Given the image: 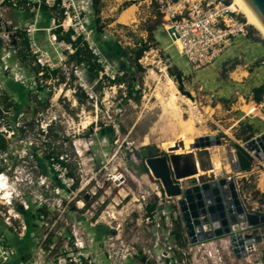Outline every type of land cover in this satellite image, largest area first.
I'll return each instance as SVG.
<instances>
[{"label":"rangeland","instance_id":"374dc122","mask_svg":"<svg viewBox=\"0 0 264 264\" xmlns=\"http://www.w3.org/2000/svg\"><path fill=\"white\" fill-rule=\"evenodd\" d=\"M224 1L230 9H234L237 19L246 25V38L261 45L264 51L263 37L253 26L247 24L244 16L233 6L232 0ZM138 3L139 0L134 5L137 7ZM124 6L122 7L125 8ZM124 10L126 9H117L113 17H109L107 9H99L98 14L93 9L91 28L96 30L100 40L106 41L103 35L111 40L105 53L109 58L100 50L103 59L110 62V57L115 52L127 53V69L123 68L126 71L121 76H116L121 78V82H111L110 78L100 74L102 68L96 61L93 67L97 71L95 77L89 74L85 63L78 64L70 58L73 50L71 52L66 49V43L62 40L57 39L61 46L55 52L52 51L44 30L51 17L62 19L58 9H39L36 13L25 7L22 1L16 7L0 5V69L2 71L4 67H10L0 75V133L7 145L5 152L0 153V172L6 176L9 187L6 193L12 194L14 210L22 213L30 225V215L22 212V204L26 203L34 209L37 204H45L49 209L46 217L49 225L53 226L52 231L61 229L60 236L51 232L47 243L55 244V252L59 253L61 250L65 260L73 261L76 258L77 250H73L69 238L73 239L72 233L78 231L84 240L88 241L91 236L94 238L90 250H98L97 258L101 264H141L136 263L133 257H121L126 254L125 248L134 247L139 251L143 247L151 248L152 245L151 234L140 222L147 212L141 206L143 201H146L147 206L154 203L159 205L154 193L160 183L145 170L144 160L155 150L163 151L167 156L174 155L161 147L174 140L169 128V116L160 107L163 104L155 96L159 94L163 98L169 97L167 80H171L177 89L176 78H171L168 72L169 68L175 66L171 59L166 73L162 70L158 57L164 59L168 54L153 38L149 39L147 34L154 27H160L162 19L156 9H146L142 4L139 9L133 7L131 10V14L135 12L137 21L117 22ZM9 22L10 26L7 24ZM34 27L41 29L34 33L35 46L29 39L30 33L33 37ZM157 35L158 41L162 43L164 38H161V33L158 32ZM258 40L263 43L257 42ZM144 44L146 49L137 62L141 66L138 69L133 55ZM164 45L177 51V47L169 39ZM158 49L157 54L155 51ZM19 52L25 58L24 63L17 57ZM45 53L52 59L45 64L39 63L38 58ZM242 55L240 58L222 55L221 60L215 64L219 68L220 78L216 80V86L213 85L215 81L206 83V80L195 79V72L206 69L207 66L195 71L191 69L187 76H182L184 89L191 93L195 101L194 104L185 101L177 90L176 103L181 110V117L191 120L195 128V134H187L185 138L188 140L190 137L195 139L217 135L221 144L216 148L192 150L190 153L177 155L174 171L178 176L193 172L196 161L200 172L199 180L206 181L208 177H213V173L209 171L212 170L215 157L225 162L230 160L229 146L234 149L247 142L250 137L264 136V119L255 111L249 113L252 96L249 98L250 95L243 88L238 94L230 92L237 82L229 75L235 71L236 65H246L245 70L262 81L260 77L264 75L261 73L264 69V52L262 56H256L254 61L245 59V55ZM46 63L57 71L50 80L45 78L48 75L44 70L47 68ZM114 65L116 68L124 66L122 61L120 64L114 62ZM37 66L43 67L39 73H35ZM9 71L12 74L10 76ZM236 73L239 74V71ZM130 86H133L132 90ZM19 87L25 96L22 108L17 111L14 103L15 99H20L15 90L20 89ZM47 144L59 153V159H64L68 171L74 175V189H66L65 183L59 181L60 176L57 177L56 170L48 167L44 172L43 166H40L36 155L41 158L47 154ZM223 172L224 170L215 175L222 173L225 176ZM242 183V190L251 193L253 200L258 201L259 205H264V193L257 187L259 185L263 189L260 171L256 168ZM4 197L7 198L8 194ZM84 200L87 202L86 206L78 208L80 201L85 202ZM59 203L62 208L58 207ZM162 203L164 214L170 215L168 206L172 207L173 204H167L165 200ZM110 206L116 207L117 212L123 209V213L116 216L115 221L98 220L106 207ZM118 225V231L112 230ZM181 229L182 239L176 245L184 248L187 241L184 238L185 231L182 227ZM109 234L111 239L108 241ZM91 255L94 257V252ZM174 256L179 264L211 262L210 258L206 260L201 253L194 257L192 253L183 256L175 251ZM222 256L225 264H264V244L258 246L249 260H233L226 250H223Z\"/></svg>","mask_w":264,"mask_h":264},{"label":"built area","instance_id":"2783aa9c","mask_svg":"<svg viewBox=\"0 0 264 264\" xmlns=\"http://www.w3.org/2000/svg\"><path fill=\"white\" fill-rule=\"evenodd\" d=\"M20 1L23 2L25 7L35 10L36 13H38L39 9L43 8L58 9L61 12L62 19L51 17L50 21L47 23V28H45V30L42 29L46 32L47 43L52 46L53 52H55L56 48L61 46V44L57 42L55 31L57 29H60L63 33L70 31L72 33V40L80 38L82 42L87 45L88 49L91 50V53L96 58V62L100 64L102 68V71L100 72L101 75H104L106 78H110L111 80L116 76H121L124 73L115 67L114 62H108L102 57L101 51L97 45V42L95 41L94 30L91 28V22L94 20L92 0H0V5L9 4L16 7L17 3ZM128 1L134 4L138 0ZM146 1L148 2V5L151 9H156L157 13L162 19L160 27L165 31L166 36L170 40L171 44L175 45L176 47L178 44L177 52L179 55L184 57L187 64L194 71L211 65L233 41L239 38H246L248 36V33L245 29L246 25L237 19L235 12L230 9V6H228L224 0ZM7 24L10 26V22ZM39 30L41 29H36L35 27L32 28L33 37L30 33L29 39L34 46V33ZM103 38H105L106 41L111 42V40L106 38L105 35H103ZM66 46V49L72 52L73 49L71 48V45L66 43ZM151 50L152 49H150V51ZM158 51L159 49L155 52L158 54ZM158 58L159 62L162 63V70L166 73V70L169 66L168 64L171 63V57L166 55L164 59L160 57ZM51 59L52 58L50 55L45 53L44 55H41L40 58H38V62L45 64V62H49ZM46 64V67L52 70L53 66L49 63ZM9 69V66L4 67L2 71L0 69V75L4 74V71H8ZM10 75H12L11 72L9 73V76ZM249 105H252V107L249 109V113L255 111V113L257 112L259 114L261 119H264V91L259 104L252 100L250 101ZM8 137H10V134ZM257 137L259 136L253 137L247 142L252 141ZM247 142L239 144L238 147L246 153L252 162V167L249 171H233L229 160L226 161L228 169H223L225 176H223L222 173H220L218 176L213 173V177H208L206 181H200L199 172L198 175L189 177L190 179H195L198 185H201L202 182L211 185L212 182H217L220 179H225L227 182L226 184L229 185V180L232 181L236 198L239 201L238 207L241 208V213H239L237 211V206L234 204L231 206V209L234 211V216L237 218V222L234 224L228 222V225H224L223 221L228 220L229 217L226 215L223 218L219 211L215 212L217 215L216 222L219 224V229L223 230L227 227L228 233H224L220 237L213 236L212 238L206 239L204 241L191 243L180 211L179 201L183 199V196L168 198L160 184L159 188H155L154 193V196L159 202L158 210L151 213L145 212L143 218L140 219V222L145 225L147 231L151 234V248L143 247L139 251L134 247H130L129 249L125 248L126 254L121 258L126 259L127 257H133V259H136V263L140 262L141 264H179L174 256V252L178 251L182 253L183 256L192 253L195 257L197 253H201L202 256H205L204 258L206 260L210 258V263L204 262L203 264H225L222 254L223 250H226L229 257H231L233 260H249L250 257L256 253L258 246L264 244V228L260 225H250L247 220L240 221L239 217L241 215L245 217L248 215H257L258 217L264 216V205H259L258 201L253 200L251 193H245L242 190V180H247V178L250 176V173L254 172L256 168L260 171L261 177L264 178V160H260L256 157V154H261L264 156V149L258 147L259 152L256 150L249 152L245 148ZM229 149L233 150L231 146H229ZM4 152L5 151H2L0 153ZM60 160L64 162L62 157H60ZM195 163L197 166L196 161ZM260 168L263 170L261 171ZM50 170H56L58 173L57 177L60 176V178H58L59 181L65 183L64 186L67 190L74 189L76 187V179L75 177L72 178L68 176V168L66 169L59 164H52ZM2 178L3 183L6 186L5 188L8 189L9 187L7 186L6 176L0 172V180ZM183 181V179L177 181L182 191L187 188V186H181ZM257 187L261 193H264V188L260 189L261 187L259 185ZM211 188L213 187L210 186V189ZM1 194L0 218L3 220L5 227L12 235L16 237H29L33 245V251L30 253L28 258L17 261L15 264H101L97 258L98 250H90L93 247L94 238L92 236L87 241L83 239L82 235L78 231H74L72 233L73 239L69 238V240L72 242L73 250H77L76 258L73 259V261L65 260L64 257H62L63 253L61 250L59 253L55 252V244L47 243L51 232H53V226L49 225L48 219L46 217L49 209L45 207V204H37L35 205V209L33 206H29L26 203L22 204V212L29 213L30 215V225L22 213L16 212L14 210L11 198L12 194L9 192L7 198L3 197V193ZM230 194L232 195V193L229 191V195ZM219 195L221 197L223 196L221 190ZM207 199H209L211 202L207 203L204 199L205 208L208 206H216L214 195ZM136 200L138 201V199ZM163 200H165L167 204H173V208L168 206V208L171 210V213L168 216L164 214L165 208L164 204L162 203ZM84 201L85 202L80 201L78 204L80 207L78 208L83 209L86 206L87 202L86 200ZM229 201L233 202L232 196L230 197ZM143 202L144 203L141 208L146 209L147 203L146 201ZM194 202H197V200L195 199ZM222 203L225 204V201L222 200ZM116 206L118 205L116 204ZM58 207L62 208V204L59 203ZM122 210L123 209L117 212L116 207L114 206L106 207V210L101 213L98 220L105 221V219H110L115 221L116 216L123 213ZM226 211L227 209L224 210V212ZM199 218L200 216L198 215L197 219ZM195 219L196 218H190L191 223H193ZM176 220L180 222L181 227L185 231L184 238H186L187 244L184 248H179L176 245V240L174 239L173 230L174 222ZM119 228L120 225L113 228L112 230L118 231ZM60 229L61 228L54 231L53 233L60 236ZM194 229H198V232L202 235L214 233L211 222L207 224H201L198 227H194ZM195 234L198 236L197 232H195ZM238 236H240L241 240L240 244L239 240H236V249L238 250V255H241L239 259L235 255L231 242L232 238H237ZM108 237L107 238L109 241L111 239L110 234ZM103 243L104 242H102V244ZM92 252L95 254L94 257L91 255ZM242 254H245V257H242ZM14 256L15 253L13 247L9 245L3 236H0V264L12 263ZM108 257L109 259L111 258V256ZM197 263L200 264L199 261L194 262V264ZM181 264L186 263L182 262Z\"/></svg>","mask_w":264,"mask_h":264},{"label":"water","instance_id":"95a60500","mask_svg":"<svg viewBox=\"0 0 264 264\" xmlns=\"http://www.w3.org/2000/svg\"><path fill=\"white\" fill-rule=\"evenodd\" d=\"M243 7L247 8L258 20L260 25L264 28V0H242ZM177 83L178 92L191 101H194L191 93L186 91L183 86V78L178 75L175 77ZM221 144V139L219 136H203L198 137L193 140L190 145V150H198V149H207L209 147L219 146ZM264 149V136H259L256 139L247 142L245 148L247 151H258L259 148ZM170 152V151H167ZM234 158H230V163L232 170L235 172H245L249 171L252 167V162L250 158L238 149H233ZM177 155L167 156L163 151L155 150L147 156L144 160V165L151 176L159 181L162 186V189L165 195L168 198H175L183 196V199L179 201L181 215L185 224V229L187 231L189 240L191 243H195L197 241H204L206 239H210L213 236L220 237L224 233H228V228L221 230L219 229V224L217 221L216 211L220 212V215L224 218L226 215L229 217L228 220L223 221L224 225H228V222L234 224L237 222V218L234 216V211L231 209V206L234 204L237 206V211L241 213V208L239 206V201L236 198V193L234 190V185L231 180H229V185H227L225 179H220L217 182H212L211 185L208 183H203L201 185L197 184L195 179H187L189 177H193L199 174V170L197 169L196 163L194 162V171L188 173L186 175L178 176L174 171V164ZM256 157L260 160H264V156L261 154H256ZM193 166V165H192ZM196 172V173H195ZM188 180L183 181L181 186H187L183 191L180 188V185L177 183L178 180ZM210 186L213 187L210 189ZM223 193L221 197L219 195L220 190ZM229 191L232 195H229ZM212 195L215 196L214 201L216 202V206H208L205 208L204 199L207 203L211 201L207 198H210ZM233 197V202H230V197ZM195 199L197 202H194ZM222 200L225 201V204L222 203ZM227 209L226 212L224 210ZM198 215L200 216L197 219ZM190 218H196L193 223H191ZM240 221L247 220L250 225H260L264 228V216L258 217L257 215H248L247 217L241 215L239 217ZM211 222L212 227L214 229V233H210L208 235H202L198 232V229H194V227H198L201 224H207ZM195 232L198 233L196 236ZM239 240V244L241 243L240 236L237 238H232V246L234 248V252L236 257L239 259L241 255H238V250L236 249L237 243L236 240ZM242 257H245V254H242Z\"/></svg>","mask_w":264,"mask_h":264},{"label":"crops","instance_id":"0c3cea01","mask_svg":"<svg viewBox=\"0 0 264 264\" xmlns=\"http://www.w3.org/2000/svg\"><path fill=\"white\" fill-rule=\"evenodd\" d=\"M101 7L100 9H107L109 12V17H113L114 12L117 9H131L133 7H135V9H139V7L143 4L146 6V9H151L148 5V2L146 0H139V4H137L138 6L136 7L133 3L129 2L128 0H101ZM128 3H130L131 5L129 6ZM125 5L123 8L122 6ZM125 11V10H124ZM122 11L121 14L124 12ZM120 14V15H121ZM117 19V22H119V17ZM129 23H134L135 20L137 21V17L135 15V12L133 14L130 13L129 15ZM158 32L161 33V38H164V41H162V43H160L157 39V34ZM153 38L154 40L160 45L162 50H165L167 52V54L171 57L172 61L174 62V66L175 68L178 69L179 72H182L184 75L182 76H187V74L191 71L190 66L187 64L186 60L184 59L183 56L179 55V53L177 51H174L172 49H168L164 44L166 43L168 37L166 36L165 31L161 28V27H156V29L153 32ZM162 44V45H161ZM232 45V46H231ZM177 49H178V44H177ZM262 52L263 49L261 48V45L252 42L249 40V38H239L235 41H233L230 46L224 50L222 52V54L218 57V59L209 66L206 67V69H202L199 72H195L196 73V80L198 79H202V80H206L210 81L214 86H216V80L219 78L218 77V71L219 68L217 67V65H215L219 60H221L220 58H222L223 56L226 55V57H228V55L230 56V58H240V56H243L242 54H244V58L245 59H249L250 61H254L256 56H262ZM223 55V56H222ZM224 61V60H222ZM263 63V62H262ZM215 66V67H214ZM246 65L244 66H239L236 65V69L234 72H232L230 75V78L233 80H235V86H233L232 89H230V92H234L236 94L239 93L240 89L243 88L244 92H247V94H249V98H251L252 96V90L256 87L262 86L264 85V75L262 78L263 80L260 81L258 80V76H253L252 74H250L247 70H245ZM242 68V69H240ZM239 71V74L236 73ZM188 72V73H187ZM233 73H236V77L238 78H233L231 77ZM261 73L264 74V69L261 70ZM184 80V77H182ZM220 79V78H219ZM212 85V86H213ZM223 87L221 86V89ZM243 97V96H242ZM262 178V177H261ZM263 182H264V178H262ZM263 188H264V183H263ZM264 191V189H263ZM0 236H3L7 242L9 243L10 246L13 247L14 249V253L15 256L13 258L12 263L10 264H15L17 261L26 259L27 256L30 255V253L33 251V245L30 241V238H19L16 237L14 235H12L7 228L5 227L3 220L0 218ZM29 241V242H28Z\"/></svg>","mask_w":264,"mask_h":264},{"label":"trees","instance_id":"16d2710c","mask_svg":"<svg viewBox=\"0 0 264 264\" xmlns=\"http://www.w3.org/2000/svg\"><path fill=\"white\" fill-rule=\"evenodd\" d=\"M92 1H93L92 2L93 9H94L95 13L98 14L99 13V9H100L99 5H100L101 0H92ZM225 3H226V1H225ZM43 9H45V8H43ZM95 22H97V20ZM155 29H156V27H154L152 30L154 31ZM152 30L147 32L149 39L153 38V36H152V32L153 31ZM55 34H56V37H57L58 40H62L65 43H68V44L71 45V48L73 49V53L70 55V58L74 59L78 64L85 63L87 68H88L89 74H91L92 76L96 77L97 76V71H95L94 68H93L94 67V62L96 61V58L93 56L91 51L88 49L87 45L84 42H82V40L80 38H78L76 40H72L71 39L72 33L70 31L63 33L60 29H57L55 31ZM94 34H95V39H96V42L98 44V47L100 48V50L105 55V53H107V46H109L111 44L110 41H102V40H100V37H97L98 35H97V32H96L95 29H94ZM100 41L103 42V43H100ZM257 42L263 43V41H260V40H258ZM26 48H28L27 43H26ZM145 49H146V45L144 44L143 48H140V49H138V50H136L134 52V55H133L134 57L133 58H134L135 64H136L138 69H140L141 66L138 65L137 62L141 58V56H142L143 52L145 51ZM122 53H123V51H122ZM122 53L115 52L114 56L110 57V58H112L111 59L112 62H115V63L118 62L119 64H120V61L123 62L124 66H117V68H119V70H121V71H123L124 69H127V64H126V62H127V57H126L127 53L126 52L124 54H122ZM17 57L22 63L25 62V58L20 54V52L17 54ZM106 57L109 58L108 56H106ZM92 60H93V63L91 62ZM39 67L40 66H37V68L35 69V73H39V70L43 68V67L42 68L41 67L39 68ZM44 70L48 74V75L45 76V78L49 79V80L52 79L55 76L56 72H57L56 70H50L48 68H44ZM129 70L132 71V68L131 69L129 68ZM125 71L126 70H124L123 72H125ZM168 72H169L171 78H175L178 75L182 76L181 73L174 67L173 68H169ZM110 81L111 82H121V78L120 77H115L114 79H111ZM130 89L132 90L133 86H130ZM15 91L17 92V95H18L17 97H19V99H20L19 101H17V99H15V103H14L15 109L18 111L23 106L22 100H23L25 94L22 92L21 88L18 89V90H15ZM263 91H264V85L256 87V88H254L252 90V98H253V100L256 103H259L261 101ZM75 94H76V91H75ZM128 95L129 96L131 95L130 91H129ZM248 128L250 129L251 125ZM15 130H17V129H15ZM6 147H7L6 141L3 138V136L0 134V152L5 151ZM45 149L47 151V154L45 153L44 156H42L41 158H39L38 155H36V158L39 161L40 166H43L44 172H45V168L51 167L52 164H59V165L65 167L67 169L65 163L62 160L59 159V155H58L59 153H56L54 150H52L48 146V144L45 145ZM237 149L242 151L243 153H245L239 147H237ZM145 170L147 171L146 167H145ZM67 172H68V176L74 178V175H72L69 171H67ZM75 185H76V183H75ZM157 210H158V205L156 203H154L152 205H148L146 207V211L148 213L155 212ZM181 233H182L181 224H180V222L178 220H176L174 222V230H173V235H174V239L176 240V242H178V241L181 242V239H182V234Z\"/></svg>","mask_w":264,"mask_h":264},{"label":"bare ground","instance_id":"6f19581e","mask_svg":"<svg viewBox=\"0 0 264 264\" xmlns=\"http://www.w3.org/2000/svg\"><path fill=\"white\" fill-rule=\"evenodd\" d=\"M232 4L244 16V18L247 21V24L253 26L264 39V28L260 25V23L255 18V16L247 8L243 7L242 0H232ZM231 10L234 11V9H231ZM130 13H131V9L125 10L120 15L118 21L120 23H126V21L130 17L129 16ZM232 76L236 77L237 75H236V73H233ZM167 81H168L166 83L168 85L167 87H168V89H170L169 97L163 98L159 94H156L155 97L161 101L163 106H161L159 103L160 107L161 108L163 107L164 112L169 116V121H170L169 128L173 134L172 140H174V141H172L170 143L167 142L165 144H162L161 147L163 148V150L170 151V153H173L174 155H179L181 153H188V152L190 153V151H192V150H190L189 148H190V145L194 139L193 138L191 139V137H190V139L187 140L185 137L187 136V134H195V132H194L195 128H194L193 122L191 120H184L181 117V114H182L181 110L177 106V103H176L177 89L174 86L175 84L171 80H167ZM183 98H185V101H187L189 103L194 104V102H195V101H191L189 98H187L185 96H183ZM216 147H211V148H216ZM228 153H229L230 158L233 159L234 158L233 150L228 149ZM223 169H228L227 163L225 161H221L218 157L217 158L215 157L212 161V170L209 172L216 174V173L221 172ZM0 186H1V193H4L3 194V197H4L8 193H6L7 189L5 188L6 186L3 183V178L0 180Z\"/></svg>","mask_w":264,"mask_h":264}]
</instances>
